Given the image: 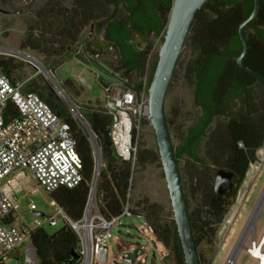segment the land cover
I'll return each instance as SVG.
<instances>
[{
  "label": "trees",
  "instance_id": "1",
  "mask_svg": "<svg viewBox=\"0 0 264 264\" xmlns=\"http://www.w3.org/2000/svg\"><path fill=\"white\" fill-rule=\"evenodd\" d=\"M171 8L172 0L162 4L158 0H72L71 7L52 0L41 11L44 16L41 35H34L36 27L31 25L21 50L47 57L58 55L62 60L78 44L86 27L106 21L108 38L120 48L125 62L137 74V83L131 87L140 90L149 48L139 52L130 44L131 28L148 30L156 36L165 35ZM253 9L254 0H209L195 15L187 41L191 58L185 70V81L192 89L195 108L200 112L193 115L192 124L187 128L176 127L177 145H173L178 164L184 163L182 180L200 264L199 246L205 240L214 241L217 226L232 206L250 166L257 161L258 152L264 148V83L244 72L236 62L237 55L242 52L239 27ZM245 35L249 51L244 64L264 77V0H261L257 18L245 28ZM157 61L158 57L152 67L153 73ZM61 65L47 67V70L55 76ZM20 68L16 58L0 57V74L10 80L15 81L14 75ZM75 88L71 80L61 85L66 92ZM26 91L38 94L69 126L77 142L84 181L74 189L61 188L50 197L70 219L79 221L83 218L94 177L92 146L67 107L46 86L33 79L26 85ZM75 94L80 96L76 91ZM76 110L96 137L105 164L97 184L100 212L108 220L120 217L136 166L161 162L159 152L139 149L133 168L132 163L123 161L115 152L106 110L88 106ZM8 112L15 114L12 107ZM166 118L172 135L174 123ZM222 170L233 174L234 188L218 198L213 171ZM162 211L160 205L144 201L131 208V215L145 219L155 244L167 251L172 249L166 254L164 264H185L174 220L170 225L162 217ZM31 240L38 264H66L79 245L76 234L68 226L54 234L36 229L31 233ZM170 258L171 263H168Z\"/></svg>",
  "mask_w": 264,
  "mask_h": 264
},
{
  "label": "built area",
  "instance_id": "2",
  "mask_svg": "<svg viewBox=\"0 0 264 264\" xmlns=\"http://www.w3.org/2000/svg\"><path fill=\"white\" fill-rule=\"evenodd\" d=\"M163 38L164 34L155 35L150 43L140 90L118 79L102 86L105 99L102 108L110 117V137L115 152L123 161L132 163L133 168L137 162L142 128L151 124L148 80L153 73L152 67L157 60ZM82 52L81 47L75 56H81ZM6 55L27 59L41 72V68L36 66L39 63L35 58L16 51H10ZM11 107L15 110L14 115L8 112ZM85 133L94 152L95 171L83 218L74 221L58 207L57 215L46 222L49 227H55L63 221L64 226H68L76 234L79 242L77 252L80 255L76 264H107L99 260L101 251L113 239L114 230L121 226V218L131 214V206L127 198L120 217L108 220L101 214L97 180L105 164L101 161V150L88 124L85 125ZM239 147L243 148V144L239 143ZM258 160L259 157L250 166L241 186L243 188L238 192L236 202L243 207L250 198H247V189L263 171V161L259 163ZM256 173L257 178L254 177ZM29 177L34 181L35 189H29ZM83 181V164L69 126L38 94L26 91L24 83L0 75V264H7L13 254H24L25 264H38L31 233L36 229H45L46 223L35 221L30 226L22 225L19 222L21 206L17 194L28 190L29 195H32L43 189L51 195L61 188L74 189ZM256 183L254 182L252 191ZM30 210L36 211L37 207L31 204ZM235 213L236 209L225 220L223 232L232 224ZM246 250L258 264H264V233L259 240L255 237ZM232 259L230 257L226 264H233Z\"/></svg>",
  "mask_w": 264,
  "mask_h": 264
},
{
  "label": "rangeland",
  "instance_id": "3",
  "mask_svg": "<svg viewBox=\"0 0 264 264\" xmlns=\"http://www.w3.org/2000/svg\"><path fill=\"white\" fill-rule=\"evenodd\" d=\"M50 1L52 0H37L34 6L19 4L13 8H6L5 10L8 11L7 15L0 14V57H6L8 56L6 55L8 52L16 51L35 58L39 63L36 64V66L39 68L44 67L46 69L47 67L54 68L58 64L64 63L55 72V76H53L48 70L49 76H44V74L30 64L27 59L17 57L16 59L21 65V68L15 73L14 78L15 81H20L25 85H28L31 80L36 79L41 85L46 86L52 95L57 97L67 107L73 118L85 131V125L88 123L86 119L78 113L76 108L84 109L87 106L92 108L102 107L105 101L102 86L104 83H109L115 80V77H113L108 71L104 70L96 60L90 59L91 63L86 60L85 37L88 34L90 25L82 31L78 44L74 46L70 53L62 60L59 59L58 55L47 57L30 50H21V44L25 40L31 25L36 27L33 34L37 36L41 35L42 29L40 26L42 18L44 17L42 16L41 11L50 3ZM57 1L65 7L72 6V0ZM36 24H38V27L35 26ZM153 40L154 38H151V43ZM81 47L83 50L82 55L76 57L75 53ZM73 57L80 59L87 64L81 62L77 63L76 60L72 59ZM110 58L111 57H108V59ZM190 58L191 51L189 45L186 44V48L180 59L175 77L170 84L166 97V116L172 123H174L171 135L174 145H177L178 137L176 127L182 125L184 129L187 128L192 124L191 119L193 115L198 112L194 105L192 89L185 81V70ZM66 80L73 81L77 87L75 90H69V92L63 90L64 94L62 95L60 92L62 90L61 85H63ZM75 91L80 96H77ZM139 149L158 152L157 141L151 124H146L142 128L138 143V150ZM261 150L264 151V148ZM261 150L258 152L257 157H259V163L263 161L262 175L254 186L253 191L251 189L254 182H256L255 178L253 179L255 181L250 184L247 189V198L248 196L250 198L244 207L237 204L236 201L239 195V193H237L232 208L228 209L224 219L217 226L214 241L208 243V241L205 240L199 246L202 264H219V258L229 244L233 230L236 229L237 225H242L246 222L247 219H250V221L246 228V232L237 241L235 240V244L234 242L232 243V245L235 246V250L230 257L235 258L238 251L244 248V246H250L255 237L258 240L262 237L264 233V197H262L264 196V153L261 154ZM101 161L104 164L102 159ZM160 163L161 162L147 163L144 167L136 166V172L133 174L128 198L131 208H135L137 203L142 204L144 201H148L150 204L160 205L163 209L162 217L172 225L174 214L163 168ZM181 172L182 174L184 173V163L181 164ZM254 177L257 178L258 174H254ZM29 179V189H35L36 185L34 181H32L31 177H29ZM28 192V190H25L17 194L21 206L19 211V222L22 225L30 226L35 221H40L44 224L46 223L45 229L50 234L58 232L64 226L63 221H60L55 227H49L46 222L51 217L56 216L58 212V206L52 200L50 195L43 189H39L38 193L32 195H29ZM258 201L259 204L257 205ZM31 204H34L37 207L36 211L30 210ZM234 209H236L234 220L225 232H223L224 222ZM36 212L42 213L44 216H36ZM256 212H258V214ZM157 246L158 245L154 243L153 237L147 230L145 219L131 214L126 215L121 218V226L114 230L113 239L106 245L108 248L107 264H164L163 261L166 254L171 252L172 249L167 251L162 246L157 249ZM17 260L19 262H17ZM167 261L168 263H171V258ZM25 262L26 257L24 254H13L7 264H25ZM237 264L257 263L252 262L249 256L242 251Z\"/></svg>",
  "mask_w": 264,
  "mask_h": 264
},
{
  "label": "water",
  "instance_id": "4",
  "mask_svg": "<svg viewBox=\"0 0 264 264\" xmlns=\"http://www.w3.org/2000/svg\"><path fill=\"white\" fill-rule=\"evenodd\" d=\"M208 1L209 0H172L168 25L158 54L156 69L149 86L150 121L157 141L161 165L173 209L174 223L181 242L185 264H200V259L191 227L181 166L177 162L172 137L167 124L165 103L170 84L175 77L180 59L186 48L195 15ZM260 8L261 0H254V9L252 13L240 24L239 37L242 44V52L237 55L236 62L244 72L264 83L263 76L244 64V59L249 51L245 28L257 18ZM151 35H153L152 32H148V36ZM113 45V50L118 56V62H120L123 58L121 50L116 44ZM110 64L111 63H107L106 65ZM41 73L44 74V76H48V71L44 67L41 68ZM124 83L128 85L127 82ZM60 92L62 95L64 94L63 90ZM213 174L215 176V193L218 198H221L224 194L233 190L232 173L222 170L213 171ZM224 186H226L227 189H224ZM35 215L39 217L44 216L42 213L37 212ZM160 246L161 245H158L157 249H159ZM79 259V253L77 250H73L71 259L66 264H76ZM107 259L108 248L104 247L99 256V260L105 263Z\"/></svg>",
  "mask_w": 264,
  "mask_h": 264
},
{
  "label": "flooded vegetation",
  "instance_id": "5",
  "mask_svg": "<svg viewBox=\"0 0 264 264\" xmlns=\"http://www.w3.org/2000/svg\"><path fill=\"white\" fill-rule=\"evenodd\" d=\"M167 0H158L159 4ZM37 0H0V14H8L6 8H13L19 4H26L34 6ZM107 22L99 21L94 24H91L88 29V34L85 37V52L87 55H92V58L96 60L99 65L116 79L127 82L129 86H133L137 83V74L129 67L128 63L125 62L122 55V60L118 62V56L113 50V43L107 34ZM142 33L144 36V43H139L138 48L139 52L146 51L151 43V36H147L148 30L131 28L129 42L134 40V37L137 33ZM153 34V33H152ZM108 57H111L108 59ZM111 63L110 65H106ZM200 112L199 109H197Z\"/></svg>",
  "mask_w": 264,
  "mask_h": 264
},
{
  "label": "crops",
  "instance_id": "6",
  "mask_svg": "<svg viewBox=\"0 0 264 264\" xmlns=\"http://www.w3.org/2000/svg\"><path fill=\"white\" fill-rule=\"evenodd\" d=\"M148 36V35H147ZM155 37V34H153L152 35V39ZM131 43L133 44V46L134 47H136V48H138V44L139 43H144V36H143V34L142 33H137L136 35H135V37H134V40L133 41H131ZM86 56H87V61L89 62V63H91V61H90V59H93L92 58V55H87L86 54ZM73 60H76L77 61V63H84V64H87V63H85L84 61H82V60H80V59H77V58H72ZM71 59V60H72ZM71 60H69V61H71ZM64 64V63H63ZM62 64V65H63ZM61 65V66H62ZM60 66V67H61ZM59 67V68H60ZM59 68H57V70L59 69ZM56 70V71H57ZM116 79V78H115ZM75 85V84H74ZM75 87H77L76 85H75ZM262 175V174H261ZM260 178V177H259ZM258 178V179H259ZM258 179H257V181L256 182H258ZM257 184V183H256ZM252 216V215H251ZM250 216V217H251ZM249 221H250V219H247V221L246 222H244L242 225H237L236 226V229H234L233 230V232H232V236H231V240H229V244L227 245V247L224 249V251H223V253L221 254V256H220V258H219V264H226V262L228 261V259L230 258V256L232 255V252L234 251V249H235V246H233L232 245V243L234 242V244L236 243L235 242V240L237 241L239 238H241V236H243V234H245V231H246V228L248 227V223H249ZM247 225V226H246ZM249 247V246H248ZM247 246H244V248H242V249H240L239 251H238V253H237V255H236V257L234 258V261H235V264H237V262H238V259H239V257H240V255H241V253H242V251H246L245 253H246V255L247 256H249L248 255V253H247V248H248ZM249 258L251 259V261L252 262H256L257 264H258V262L254 259V258H252L251 256H249Z\"/></svg>",
  "mask_w": 264,
  "mask_h": 264
},
{
  "label": "bare ground",
  "instance_id": "7",
  "mask_svg": "<svg viewBox=\"0 0 264 264\" xmlns=\"http://www.w3.org/2000/svg\"><path fill=\"white\" fill-rule=\"evenodd\" d=\"M49 76V75H48ZM262 197H264V196H262ZM255 210V209H254ZM260 211V210H259ZM257 214H258V212H256ZM253 217V216H252ZM254 222V221H253ZM252 222V223H253ZM247 226V225H246ZM249 229H251V228H249ZM255 231V230H254ZM246 232V231H245ZM248 232V231H247ZM249 234V233H248ZM253 234H254V232H253ZM256 234V233H255ZM247 236V235H246ZM249 238V237H248ZM247 241H248V239H247ZM230 243V242H229ZM244 243V242H243ZM243 246V245H242ZM237 249V248H236ZM235 250V249H234ZM246 252V251H245ZM256 253V252H255ZM235 256V255H234ZM261 256L263 257V255L261 254ZM233 264H234V258L232 259V261H231Z\"/></svg>",
  "mask_w": 264,
  "mask_h": 264
}]
</instances>
